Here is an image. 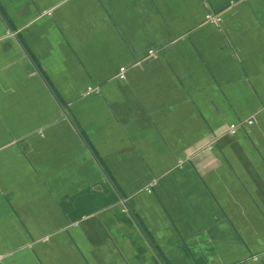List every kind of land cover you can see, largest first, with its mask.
I'll return each mask as SVG.
<instances>
[{"label":"crops","instance_id":"0c3cea01","mask_svg":"<svg viewBox=\"0 0 264 264\" xmlns=\"http://www.w3.org/2000/svg\"><path fill=\"white\" fill-rule=\"evenodd\" d=\"M0 264H264V0H0Z\"/></svg>","mask_w":264,"mask_h":264},{"label":"built area","instance_id":"2783aa9c","mask_svg":"<svg viewBox=\"0 0 264 264\" xmlns=\"http://www.w3.org/2000/svg\"><path fill=\"white\" fill-rule=\"evenodd\" d=\"M207 19L212 20L214 23H218V21H219V18H216L215 16H213L211 14H208ZM154 53H155L154 51H152V50L150 51V55H154ZM121 77H124L123 74H121ZM244 121H245L244 123H247V124L254 123L253 118H249V119L244 120ZM242 124H243L242 122L238 123V124H231L226 129V132L230 133V134H234L238 130V128H240L242 126ZM211 147H212L211 144L205 146V148H208V149H210Z\"/></svg>","mask_w":264,"mask_h":264}]
</instances>
